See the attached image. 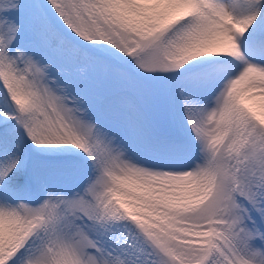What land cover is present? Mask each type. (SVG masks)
Returning <instances> with one entry per match:
<instances>
[{
  "label": "snow or ice",
  "instance_id": "1",
  "mask_svg": "<svg viewBox=\"0 0 264 264\" xmlns=\"http://www.w3.org/2000/svg\"><path fill=\"white\" fill-rule=\"evenodd\" d=\"M0 264H264V0H0Z\"/></svg>",
  "mask_w": 264,
  "mask_h": 264
}]
</instances>
